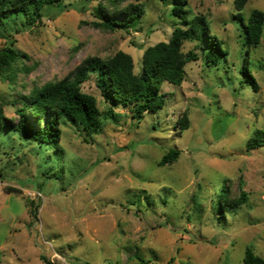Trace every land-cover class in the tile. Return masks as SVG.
Masks as SVG:
<instances>
[{
	"label": "rangeland",
	"instance_id": "obj_1",
	"mask_svg": "<svg viewBox=\"0 0 264 264\" xmlns=\"http://www.w3.org/2000/svg\"><path fill=\"white\" fill-rule=\"evenodd\" d=\"M185 1L187 22L204 17L227 56L208 64L203 37L185 41L183 54L198 59L180 86L162 83L161 109L137 118L135 105H119L110 115L90 76L81 91L101 112L97 133L62 121L56 148L0 134V264H243L246 248L264 259V147L249 148L264 131V28L248 46L240 21L264 13V0L240 11L234 0ZM172 6L62 0L32 25L31 15L1 19L0 51L27 56L0 73L3 116L15 125L25 97L90 57L124 52L140 74L147 47L188 27ZM129 15L124 28L101 25ZM170 150L177 159L160 166Z\"/></svg>",
	"mask_w": 264,
	"mask_h": 264
},
{
	"label": "trees",
	"instance_id": "obj_2",
	"mask_svg": "<svg viewBox=\"0 0 264 264\" xmlns=\"http://www.w3.org/2000/svg\"><path fill=\"white\" fill-rule=\"evenodd\" d=\"M62 0H0V21L11 15H31L28 25L40 18V12L45 6L61 7ZM172 13L182 22L188 23L183 29L175 27L167 42H159L147 47L142 53V70L140 74L133 73V62L130 55L117 52L111 59L104 61L98 57H90L81 62L64 79L45 86L38 92L24 98V102L15 109L18 122L13 125L7 120L0 109V134L10 131L40 145L57 147L60 139L59 126L62 121L83 129L87 133H97L101 129V112L97 108L93 96L83 93L81 85L94 76V85L100 91L102 98L112 108L119 105H135V117L143 113H155L164 105L165 94L160 92L163 82L180 86L185 78L186 63L198 59L194 51L183 54L185 41H197L203 37L204 45L210 46L204 53L206 63L215 65L221 59L225 60L227 52L221 48L215 37L209 34L208 24L204 17L196 16L187 22L185 0H172ZM246 0H234L237 11L242 10ZM61 9V11L65 10ZM134 15L127 16L123 21L107 17L102 26L107 29L124 28L130 25ZM244 33V44L257 45L264 28V13L253 10L246 22L241 19ZM23 53L10 47L0 51V73H4L11 64L20 58H26ZM242 74L246 78L244 67ZM249 76H247L248 78ZM250 78V77H249ZM182 127H188L187 118L179 121ZM264 147V131L253 139L250 149ZM179 155L178 150H170L162 157L160 166L174 162ZM242 201L245 194L242 195ZM241 201V200H240ZM242 203V202H241ZM239 202V204H241ZM243 264H264V259L256 256L251 248H246Z\"/></svg>",
	"mask_w": 264,
	"mask_h": 264
}]
</instances>
